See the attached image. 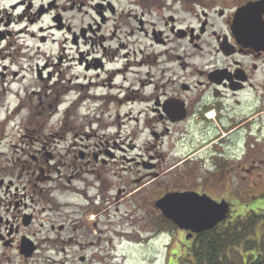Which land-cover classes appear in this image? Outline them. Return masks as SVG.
Segmentation results:
<instances>
[{
  "label": "flooded vegetation",
  "instance_id": "flooded-vegetation-1",
  "mask_svg": "<svg viewBox=\"0 0 264 264\" xmlns=\"http://www.w3.org/2000/svg\"><path fill=\"white\" fill-rule=\"evenodd\" d=\"M27 1L33 7L36 0ZM39 7L37 16L55 13L52 20L58 30L64 29L66 13L71 17L90 15V22L80 30L83 36L91 35L90 41L97 36L104 38V27L118 18L135 21L139 31L147 35L144 25H153V62L165 58L162 78L170 72L174 74L155 87L153 119L164 126L159 130L155 125L153 136L154 140L161 139L162 146L171 127L186 125L196 116V121L203 124L200 134L204 138L197 142L202 148L206 137L219 129L216 125L222 120L223 105L240 104L239 97L247 93L253 102L264 103V0H42ZM133 34L129 32V36ZM204 56L208 61L200 67L190 62ZM172 82L174 86L170 87ZM179 109L185 113L183 117L176 114ZM25 121L6 144L5 130H0V264L107 263L109 256H119V240L154 244L158 234V229L153 231L154 211L169 223L173 233L184 236L183 251L188 261L197 264V239L204 231L180 228L159 209L158 200L170 192H194L218 203L227 200L231 213V199L220 196L222 175L210 172L204 174L207 178L203 181H192L190 186H166L165 190L156 184L165 192L154 195V179L160 173L154 172L156 164L144 163V155L141 159L125 157L129 167L114 168L111 163L118 158L116 152H129L115 147L116 142L111 146L105 135L72 129L69 144L63 135L31 130V121ZM210 156L217 168L214 150ZM195 160L196 155L189 156L186 163ZM254 162V168L260 166ZM143 167L152 171L144 176ZM136 170L137 174L133 172ZM109 206H115L116 212L123 208L122 216L127 218L122 229L113 230L116 232L112 238H107V231L98 229ZM143 216L147 218L144 229ZM242 217H235L231 224ZM223 226L222 222L214 229ZM172 240L167 255L175 264L180 259V248Z\"/></svg>",
  "mask_w": 264,
  "mask_h": 264
},
{
  "label": "rangeland",
  "instance_id": "rangeland-1",
  "mask_svg": "<svg viewBox=\"0 0 264 264\" xmlns=\"http://www.w3.org/2000/svg\"><path fill=\"white\" fill-rule=\"evenodd\" d=\"M41 2L36 0L29 7L27 0H0V130L4 129L7 136L3 144L23 128L24 119L26 123L31 121V130L63 135L69 144L72 129L103 134L111 146L116 142L115 147H124L129 152H116L118 158L111 163L114 168L129 167L123 158L141 159V155L147 165H157L154 172L160 176L154 179V195L165 192L158 190L156 184L163 190L177 184L190 186L198 179L207 178L204 174L214 172L217 177L222 175L220 196L232 202L224 224L229 226L239 215L243 216L240 220L263 216L253 219L258 224L251 228L257 233L254 236L260 238L264 230L261 226L264 224L261 223L264 220V103L253 102L247 93L239 97L240 104L223 105L222 120L216 125L219 129L206 137L202 148L197 142L204 138L200 134L203 124L196 121V116L186 125L171 127L162 146L161 139L154 140L153 136L155 125L159 130L164 126L155 124L153 119L155 87L162 86L174 74L170 72L162 78L165 58L153 62L154 39L150 31L153 25H144L147 35L139 31L140 25L135 21L118 18L104 27L101 32L104 38L97 36L90 41L91 35L80 33L90 22V15L79 13L71 17L66 13L71 23L66 21L64 29L58 30L52 20L55 13L36 15L41 10ZM130 31L134 32L131 36ZM207 61L205 56L190 59L199 67ZM177 66L174 64L175 72ZM169 86H174L173 82ZM209 142H214V147ZM213 150L217 168L210 156ZM193 155L202 164L198 160L186 163V158ZM203 157L208 158L204 161ZM252 160L260 166L254 168ZM148 171L152 169L143 167L142 174L145 176ZM133 172L137 174V170ZM109 208L101 216L98 229L107 231V238H112L116 232L113 230L122 229L127 218L122 216L123 208L119 212L115 206ZM157 216L154 211L153 231L158 229L154 244L119 240V256L114 258L116 254H113L107 263L97 264H172L167 255L172 239L180 248V259L175 264H193L183 251L184 236L178 237L170 230L169 223ZM146 220L143 216V229L147 226ZM245 247L244 244L238 247L242 255H246Z\"/></svg>",
  "mask_w": 264,
  "mask_h": 264
},
{
  "label": "trees",
  "instance_id": "trees-1",
  "mask_svg": "<svg viewBox=\"0 0 264 264\" xmlns=\"http://www.w3.org/2000/svg\"><path fill=\"white\" fill-rule=\"evenodd\" d=\"M253 216L238 220L234 224L229 223V226L224 224L220 229L204 231L197 239L198 246L195 249L197 263L264 264V230L259 234L260 238H257L255 229H251L253 225L258 224L253 219L257 220L263 216ZM261 226L264 228V224ZM242 244L246 245V255L245 253L242 255L238 248Z\"/></svg>",
  "mask_w": 264,
  "mask_h": 264
},
{
  "label": "water",
  "instance_id": "water-1",
  "mask_svg": "<svg viewBox=\"0 0 264 264\" xmlns=\"http://www.w3.org/2000/svg\"><path fill=\"white\" fill-rule=\"evenodd\" d=\"M177 113L182 117L185 115L180 109ZM157 206L180 228L196 233L216 227L227 218L230 211L229 202L224 200L218 203L210 197H200L194 192L168 193L158 200Z\"/></svg>",
  "mask_w": 264,
  "mask_h": 264
},
{
  "label": "bare ground",
  "instance_id": "bare-ground-1",
  "mask_svg": "<svg viewBox=\"0 0 264 264\" xmlns=\"http://www.w3.org/2000/svg\"><path fill=\"white\" fill-rule=\"evenodd\" d=\"M212 116V115H211ZM254 119H252V120H250V121H252V123L254 124L255 123V121H253Z\"/></svg>",
  "mask_w": 264,
  "mask_h": 264
}]
</instances>
